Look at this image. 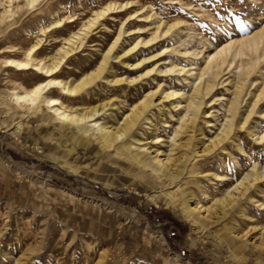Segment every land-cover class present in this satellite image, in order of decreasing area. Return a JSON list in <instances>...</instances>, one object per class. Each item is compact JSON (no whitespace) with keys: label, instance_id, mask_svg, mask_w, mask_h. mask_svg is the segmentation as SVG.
<instances>
[{"label":"rangeland","instance_id":"374dc122","mask_svg":"<svg viewBox=\"0 0 264 264\" xmlns=\"http://www.w3.org/2000/svg\"><path fill=\"white\" fill-rule=\"evenodd\" d=\"M4 2L5 5L11 3L10 0ZM114 2L117 5L130 2L128 10L136 11V15L130 20L122 7L108 12L101 18L104 24L88 35L85 40L88 42L76 48L68 62L63 63V68L58 71L62 78L78 77L84 69L95 68L101 60V52L115 40L121 26L127 30L123 35V49L132 44L136 36L152 37L160 19L167 25L181 22L174 30L175 35H162L152 49L139 54L137 60L153 56L169 46L167 51L134 70H123L119 63H114L115 77L139 74L140 70L155 65H170V61L180 66L199 68L214 47L264 27V0H63V11L58 0H44L37 7H24L16 14L12 25L0 24V62L7 56L24 57L25 48L34 39L40 38L43 39V47L39 57L50 61L64 33L57 34L56 40L50 32L43 34L39 31L38 25H44L46 21L39 18L45 16L48 7L57 8L58 13L64 16L74 15L72 19L81 23ZM3 6L0 4V11ZM149 14L152 17L146 19ZM136 28L141 30L131 34L133 31L130 29ZM176 33H181L183 38L179 39ZM122 49H119L120 52ZM32 71L0 69V264H264V234L257 240L254 236L243 238L240 235L244 228L251 229L257 223L261 224L259 227L264 225V211L258 212L256 204L248 201L244 204L243 214L238 210L209 229H201V226L188 220L182 205L183 192L188 191L189 196L195 193L205 201H211L212 198L222 197L227 184L235 185L255 164L264 166V142L255 141L248 134L253 131L264 133V119L259 113L264 111V101L256 108L257 113L252 115L249 130L235 131L234 139L226 142V148H229L227 154L199 156L224 121L233 90L232 84L226 83L235 77L234 69L222 73L220 81L229 79L215 88L211 99L217 100L207 104L198 129L182 133L177 143L174 144L172 133L179 126V112L184 108L174 109V117L167 112L163 116L161 112L167 111L171 103L167 100L153 108L149 119L143 120L141 128L125 143L109 148L86 137L94 145L88 149L80 147L73 157L68 156L71 147L68 139L57 136L50 131L52 128L41 127V121L33 120L29 127L13 133L20 122H28L31 114L16 109L5 91L40 81L42 77ZM261 72L264 73L263 59L252 80L260 82ZM156 77L157 82L151 81L150 85L146 84L147 79L134 85L100 84L96 87L99 94L92 96L86 101L88 104L81 107L108 104L110 101V108L102 117L113 121L110 113L120 118L143 97L144 92L157 88L159 81L165 89L185 88L181 75L176 73ZM252 85L246 87L243 109L254 101L253 92L260 84ZM119 88L124 90H115ZM45 111L46 119L53 120L54 114L46 108ZM53 123L58 125L59 122ZM155 134L160 139L154 146L170 153L175 157L174 161L182 154L189 158L186 164L180 165L182 173L176 182L163 172H153L146 164V152L131 145L135 144V138L147 142ZM52 140L55 141L53 146L60 147L59 159L53 158L47 150L46 146ZM30 141L40 144L33 146ZM81 141L85 140L75 141L72 146ZM184 143L189 145L186 147ZM240 145L244 146L246 153L240 151ZM32 150L36 155H32ZM198 150L200 153H195ZM235 155L241 166L236 164ZM114 160L120 161L122 166L117 175L108 171L109 161ZM195 161L196 165H192ZM192 170L202 176L191 175ZM224 171L229 175L223 180L215 177L216 172ZM205 173L209 176H204ZM260 187L264 191V181ZM176 189L177 196L168 194L169 190ZM62 190L76 194L79 199L71 200ZM204 190H208L207 193ZM259 192L256 191L255 197L264 201V193ZM134 221L136 226L133 227L131 224ZM109 230L117 231L116 235L110 234L107 238L111 233ZM156 231L163 235L167 243V262L160 258L151 260L150 255L144 253V238L157 242Z\"/></svg>","mask_w":264,"mask_h":264},{"label":"bare ground","instance_id":"6f19581e","mask_svg":"<svg viewBox=\"0 0 264 264\" xmlns=\"http://www.w3.org/2000/svg\"><path fill=\"white\" fill-rule=\"evenodd\" d=\"M43 1L44 0H10L11 3L5 5L4 0H0V4L4 5L3 10L0 11V24L9 23L8 25H12V21L16 18V14L23 10L24 7L34 8ZM58 2L62 6L61 10L63 11V0H58ZM14 3H16L15 7H13ZM129 4L130 2L125 4L119 3L117 5L114 2L104 7L101 6L102 8L97 10L92 18L81 23H76L75 19H72L74 15L64 16L58 13L59 11H57V8L48 7L47 12L44 14L45 16L39 18L41 20H46L44 25H38L39 31L43 34L50 32L51 37L56 40L58 39L57 34L64 33L60 39V44L56 52L51 56L52 58L50 61H47L48 59L46 60V58L39 57V52L43 47L42 38L34 39L31 45L25 48L24 57H5L3 61L0 62V69L1 67H7L14 70H33L32 72L42 77L40 81L29 86L22 84L18 87L7 89L5 91L6 95L9 97L12 104L15 105L16 109L31 114L30 118H40L46 108L48 112L54 114V120L59 121L63 127L68 128V130H76L78 133L90 137L102 146L109 148H114L118 146V144L125 143L127 139L132 137V134L136 132L137 129L141 128L143 120L149 119L148 115L152 112L153 108L161 106L163 102L168 100L171 102V107L169 106L166 109L167 111L161 112L163 116H165L167 112L174 117V109L179 110L180 108H184L183 111L179 112V126H177V130L172 133V139L175 144L178 142L182 133L194 132L198 129L200 120L206 113L204 110L208 108L207 104L217 100L216 98L211 99L215 88L229 79L228 77L220 81L223 76L222 73L226 70L232 71L234 69L233 75L235 77L228 80L226 83L227 85L231 83L233 90L232 97L227 103L224 121L221 122L217 134L210 138L209 144L204 146L199 156L205 157L209 154H215V156L227 154L229 148H226V142H230V140L232 141L234 139L235 131L243 129L249 130L248 127L252 115L257 113L256 108L259 107L258 105L261 101H264V73L261 72L262 80H257L260 82L257 83L256 80H252V76L258 69L261 59L264 60V27L249 35L237 37L225 42L220 47H214V49L204 57V65L199 68L196 66H180L177 62L170 61V65H164L163 67L155 65L152 68L140 70L141 72L139 74L136 73L132 76L122 74L115 77V74H113L116 68L114 63H119L121 67H123V70H134L152 58L167 51L166 49L169 46L162 48V51L155 55L153 54V56H144L142 59L137 60L139 59L137 56L151 50L155 42L159 40L162 35L164 36L169 33L174 34L175 28H177L181 22L167 25V23L165 24L164 21L160 19L157 21V27L152 37L142 38L136 36L132 44L123 49V35L127 30L121 26L115 40L108 45L105 51L103 50L101 52V60H99L95 68L90 66V70L89 68L84 69L78 77L75 76L71 78L69 76L70 78L68 79L62 78L58 71L63 68V63L68 62L76 48L88 42V40L85 41L86 38L89 37L88 35L92 34L96 28L104 24L101 18L103 19L108 12L122 7V11H127V18H130V20L134 18L136 11L131 12L128 10V8L131 7ZM149 17H152V15L149 14V16H146V19H149ZM130 30L133 31L131 34H136L141 28ZM25 32L30 36L27 29H25ZM176 35L179 36V39L182 37L181 33H176ZM199 41H197V43H200ZM120 48L122 49L121 52L119 50ZM118 50L119 52H117ZM181 53L186 54V52ZM197 54L199 53H196V55ZM175 73L181 75V81L185 85V88L172 89V87L170 89H165L163 83L159 81L157 83V88L147 90L146 92L143 91V97L139 98L138 102H134L131 109L127 113H123L120 118L116 117L114 113H110L109 115L113 118V121H107L102 117L106 115L107 110L110 108V101L108 104L93 105L86 108L83 107V109L81 107L88 104L86 101L92 99V96L99 94L96 87L100 84H109L110 86L116 84L134 85L147 79L146 84L150 85L151 81L156 80V76L158 75L166 76L167 74ZM178 79L180 80L179 77ZM251 84L255 86H257V84L260 85L257 87L256 91L253 92L254 101L246 104V108L243 109L242 103L245 97V90L247 85ZM115 90L124 89L119 88ZM249 94L252 93L249 91ZM259 113L261 115L260 117L264 119V111H260ZM208 116L210 115H207V117ZM43 118L47 123L50 121L49 118L46 119V116ZM165 121L168 122L166 119ZM205 122L210 123V121L207 120ZM21 129L22 124L20 122L17 130ZM248 134L252 135L255 141L264 142V133L258 134L253 131ZM159 139L160 136L156 134L147 142H142L141 139L135 138V144L131 145L132 147H137V150L146 152L148 155L146 164L152 168L153 172L156 174L157 172H163L173 182H176V179L179 178L182 173L180 165L186 164L189 158L187 155L182 154L180 157H176L178 159L174 161L175 157L173 158L170 153L167 154L166 151L154 146V144L159 142ZM184 144L186 147L189 145L188 143ZM177 145H181V143ZM242 146H239L240 151L246 153L244 146ZM195 153L198 154L200 152L198 150ZM228 156L230 157V154ZM234 158L236 164L240 165L238 156L235 155ZM196 161L193 162L192 165H196ZM186 171L188 172V170ZM190 172L192 173L191 175H193L196 171L192 170ZM207 173H205L204 176L207 175ZM195 174L200 175V173ZM228 175L225 171L215 173V177L221 180ZM263 181L264 166L258 167V165L255 164L250 171L244 173V176L235 185L227 184L228 187L225 188L226 192H223L224 195L222 197L212 198L211 201H205L204 198L198 194L192 193L191 196H189V193L187 194L188 191L183 192L182 196L184 199L182 205L184 213L187 219L193 224L201 226V229H209L221 223L238 210H241L243 214V210H245L244 204L248 201L256 204L258 212H263L264 201L255 197L256 191L260 190V192L264 193L260 187ZM207 191L204 190L205 193H207ZM168 194L177 196V189L169 190ZM260 225L261 224L257 223L254 224L251 229H242L240 231L241 237L248 238L254 236L256 240L261 238L264 234V225L259 227Z\"/></svg>","mask_w":264,"mask_h":264},{"label":"crops","instance_id":"0c3cea01","mask_svg":"<svg viewBox=\"0 0 264 264\" xmlns=\"http://www.w3.org/2000/svg\"><path fill=\"white\" fill-rule=\"evenodd\" d=\"M10 108H13V107H10ZM42 115L38 119L37 118H29L27 120L28 121L27 123H22V129L21 130H24L25 127H29L33 120L34 121H41L40 122V126L41 127H43V128L44 127H48L47 130H49L50 128H52V130H50V131H52L53 133H56L57 136H59V137L62 136V137H65V138L68 139V142L71 143V147H69V150H68V156H70V157H73L76 154L77 150H79L80 147H84L85 149H88L90 147V145H94L90 140H87L86 139L87 136L78 133L76 130H72V129L71 130H68V128L63 127L60 123H58V125L56 123L54 124L53 122H55V121L56 122H59L57 120L54 121V119L52 120V119L49 118L50 121L47 123L44 120V118H43V117L46 116V111H44V113ZM21 130H17V127H16L14 133L21 132ZM28 130L30 131V129H28ZM80 139H82V140L84 139L85 141H81L76 146H72V144H74L75 141L77 142ZM30 142H32V145L33 146H35L36 144H40V142H36V141H30ZM54 143H55V141L52 140V141H50V143H48L49 146H46V147H47V150L49 151V154L52 155L53 158L59 159L60 157L58 156V154H59V151H60V147H55L57 145L53 146ZM48 147H50V148H48ZM54 150H56V152H54ZM32 155L33 156L36 155L35 150H32ZM109 162L110 163L108 164L109 165L108 166L109 167V170L108 171L111 174L117 175L118 174V171H120L119 168L122 169V166L119 164L120 161L114 160V161H109ZM69 165H72V164L69 163ZM33 182H34V184H37V182H35V181H33ZM109 182H110V178L108 179V182L107 183H109ZM50 184H52V183H50ZM62 192H64L65 194H67L68 197L71 200H73V199H79V197L76 194H74V193H69V192L64 191V190H62ZM92 202L95 203V200H92ZM131 225L133 227L136 226V222L134 221V224L132 223ZM116 232L117 231L114 232V230H112V232L107 235V238H108V236H111L110 234H112V236L113 235H116ZM144 239H145L144 240L145 241V243H144L145 245H144V248H143L144 253L147 254V255H150V259L151 260H156V259L160 258V259H162L164 261L165 256L167 255V250H166L167 248L165 246V245H167V243H166L165 239L163 238V235H161L158 231H156V239H157V242L154 241L153 239L147 238V237H145ZM153 243L156 245V248L155 247L153 248ZM244 250L246 251V249H244ZM245 251H244V253H245ZM174 256L176 257V255H174ZM212 256H213V254L212 255H209V257H212ZM165 262H167V259H165Z\"/></svg>","mask_w":264,"mask_h":264},{"label":"snow or ice","instance_id":"6c2138e0","mask_svg":"<svg viewBox=\"0 0 264 264\" xmlns=\"http://www.w3.org/2000/svg\"><path fill=\"white\" fill-rule=\"evenodd\" d=\"M243 26V25H242ZM55 103V102H54Z\"/></svg>","mask_w":264,"mask_h":264}]
</instances>
